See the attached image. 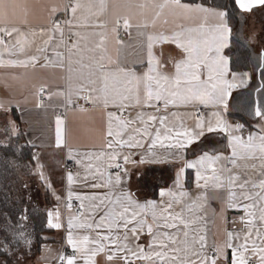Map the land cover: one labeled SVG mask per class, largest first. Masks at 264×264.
<instances>
[{"label": "snow or ice", "instance_id": "snow-or-ice-1", "mask_svg": "<svg viewBox=\"0 0 264 264\" xmlns=\"http://www.w3.org/2000/svg\"><path fill=\"white\" fill-rule=\"evenodd\" d=\"M257 6L264 0H112L111 11L108 0H74L63 9L0 0V68L66 67L68 89L59 95L67 105L86 112L83 100L104 113L101 142L79 147L69 143L62 116L55 117V146L66 149L74 167L67 171L64 164L68 211L73 198L80 202L66 225L58 209L46 213L47 227L64 229L71 249L58 256L59 264H98L101 255L106 264H264V62L252 90L258 98L248 108L257 130L245 135L246 124H231L225 115L233 90L251 79L233 71L225 54L233 32L229 8L251 13ZM34 9L48 12L49 25L31 24ZM69 9V19L57 18ZM109 15L119 45L115 58L105 54L107 31L93 32L99 43L88 48L89 36L79 30L105 29L101 17ZM120 30L129 38L134 30L137 42L125 43ZM163 45L176 49L167 62L155 51ZM169 160L182 161L172 185L139 199L126 165ZM186 168L195 170L187 185ZM215 218L223 229L213 233ZM26 219L19 217L11 234L0 229V264H24L32 243Z\"/></svg>", "mask_w": 264, "mask_h": 264}, {"label": "crops", "instance_id": "crops-1", "mask_svg": "<svg viewBox=\"0 0 264 264\" xmlns=\"http://www.w3.org/2000/svg\"><path fill=\"white\" fill-rule=\"evenodd\" d=\"M71 0H27V3L36 5L38 2L44 5H55L63 9L65 5H70ZM24 2V0H21ZM87 2V0H83ZM99 0H94V3L98 4ZM124 0H121L123 3ZM137 3L143 2V0H136ZM109 11H111L112 0H108ZM95 10V9H94ZM124 14L123 10L122 13ZM70 9L67 19L70 18ZM78 17H82V12L78 10ZM62 14H58L57 18L62 17ZM106 20V28L101 29L98 26L93 28L86 26L79 29L82 35H88L89 40L87 42L88 48H94L96 43H99L98 36L92 35L93 32L107 31V40L105 41V47L107 49L106 55H112L115 58V51L119 45L116 43V36L111 32V29L115 26L112 22L113 18L109 15L101 17ZM31 24L34 27L47 26L50 23L51 17H49L47 11H39L34 9V15L30 18ZM255 22L263 24L255 18ZM250 23V20L248 21ZM67 31V30H66ZM124 31H119V37L125 43L134 45L138 37L135 31H132L131 38L125 34L122 36ZM246 39L256 49L261 52L264 49V38L256 35L249 34L246 27L245 31ZM83 46V45H82ZM229 49V48H228ZM225 49V54L227 50ZM157 56L163 61L167 62L169 54H175L176 49L174 45H163L157 46ZM74 57V60L78 57ZM89 53L85 52V61ZM228 55V54H227ZM231 66V62H230ZM171 65L169 64V68ZM68 72L67 68H61L55 64H49L45 67L37 65L35 68H0V118L6 120L9 124L10 131L14 135L22 134L24 142L34 149L35 159L33 162V181L37 183L38 189V201H33L32 205L37 208H43L46 213L48 211L59 210L61 213V219L63 223L67 224L69 215L75 214L78 207L79 201L75 198L71 201L73 207L71 213L68 211L67 204V182L65 177L64 164L73 167V162L67 161L66 149L57 148L55 146V117L57 115L62 116L65 120V131L69 143L74 147H79L84 144H99L101 142V132L104 125V113L101 108H94L89 106L88 111L82 112L74 107L67 105V101L64 96L59 93L67 92L68 89ZM249 85V83H248ZM42 86H46L49 89V96L44 103H40L38 100L39 89ZM246 88H238L233 90L232 98L230 99L229 111L226 113V119L231 124H243L240 120L231 117L232 100L236 95L237 91H243ZM77 98L73 97V102L76 103ZM40 105V106H38ZM65 114L61 115V112ZM206 113L212 111L211 108L202 109ZM258 123V119L255 120V124ZM12 125L15 127V131L12 130ZM256 131V128L247 129V131ZM55 158V159H54ZM188 159L194 157L189 155ZM134 160H138V156L133 157ZM52 160H56L57 168L59 169L60 175L58 176V188L53 184L54 180L47 181V173L44 170L50 164ZM182 161H171L167 163H155V164H139L133 165L127 164L126 167L132 173L130 181L131 190L136 193L139 199H151L156 198L154 194L158 192L161 187L171 186L175 179L176 173L180 170ZM74 170V167H73ZM41 174L44 179H41ZM195 170L185 169L183 179L187 183L194 179ZM139 177V178H138ZM49 185H51L49 187ZM56 188V189H54ZM74 191L80 193L81 190L74 186ZM57 196L60 197L57 200ZM47 199V202L43 201ZM214 208H218L219 204L216 201L212 202ZM234 212H230L229 216H234ZM213 219L210 214V221ZM209 228L213 233L218 229L222 231L223 224L215 218V223L210 222ZM66 231L64 229L56 230L50 229L44 234V242L42 247L37 254L28 256L25 259L24 264H54L59 256L62 246L66 245L67 252H71V249L66 244ZM211 239V237H210ZM98 264H106L105 257L103 255L96 258ZM82 264V262H81Z\"/></svg>", "mask_w": 264, "mask_h": 264}, {"label": "trees", "instance_id": "trees-1", "mask_svg": "<svg viewBox=\"0 0 264 264\" xmlns=\"http://www.w3.org/2000/svg\"><path fill=\"white\" fill-rule=\"evenodd\" d=\"M209 3L223 5L230 3V0H209ZM258 9L263 10L264 6L254 8L252 12H257ZM229 11L233 32L227 54L230 57L232 70L248 72L251 76L248 87L241 92L237 91L233 97L230 115L246 124L247 129H252L250 126L254 125L258 118H253L248 108L249 104L258 98V94H253L252 90L261 82V69L258 65L264 61L261 60V52L256 51L246 39L248 20L246 13L231 7ZM260 13V18L257 20L264 22V10ZM0 131L3 133L0 136V145H10V147H0V229L7 230L11 234L18 218L26 215L27 219L22 221V224L25 233L32 241L31 251L28 253V256H31L39 252L44 242V234L50 230L46 224V211L33 206L26 193L25 180L34 177L32 165L35 153L34 149L24 142L22 134L14 135L10 131L8 122L2 124L0 121ZM43 201L47 202V199ZM9 217L10 219H7Z\"/></svg>", "mask_w": 264, "mask_h": 264}, {"label": "rangeland", "instance_id": "rangeland-1", "mask_svg": "<svg viewBox=\"0 0 264 264\" xmlns=\"http://www.w3.org/2000/svg\"><path fill=\"white\" fill-rule=\"evenodd\" d=\"M264 10V9H263ZM262 9H258V11L256 12H251V13H246L245 15L247 16V29L249 34L253 35L256 34L262 38H264V22H262L263 24H258L255 22V18L259 19L260 18V12L263 11ZM250 20V23H248V21ZM0 121L2 122V124H5L7 121H5L3 118H0ZM3 128V126L1 127ZM2 132L0 131V136H2ZM55 159V158H54ZM44 170L47 173V178L46 180H54V186L56 188H58L59 184H58V176L60 175L59 173V169L57 168V163L56 160H52L50 162V164L45 168L44 166ZM26 181V186H27V192L28 193V200L32 203L33 201H38V189H37V183L35 181H33L32 179L29 180H25ZM54 188V189H56ZM57 190V189H56Z\"/></svg>", "mask_w": 264, "mask_h": 264}, {"label": "built area", "instance_id": "built-area-1", "mask_svg": "<svg viewBox=\"0 0 264 264\" xmlns=\"http://www.w3.org/2000/svg\"><path fill=\"white\" fill-rule=\"evenodd\" d=\"M73 2H74V0H71L70 1V3H73ZM58 19L65 20V19H67V15H63L62 17H60ZM122 36H125V33L124 32L122 33ZM41 89H43V91H41ZM48 96H49V89L46 86L40 87L39 93H38V100H39V102L40 103H44L47 100ZM76 103H77V101H76ZM78 103L80 105H82L83 107H85V108H89V106H90V104H86L83 100H79ZM75 109L80 110L79 107H75ZM63 114H65V112L62 111L61 112V115H63ZM67 171H73V167L70 166V165H68ZM66 253H69V252H67L66 245L64 244L62 246L61 250H60L59 255L66 254ZM54 264H59L58 258L56 259V261L54 262Z\"/></svg>", "mask_w": 264, "mask_h": 264}, {"label": "water", "instance_id": "water-1", "mask_svg": "<svg viewBox=\"0 0 264 264\" xmlns=\"http://www.w3.org/2000/svg\"><path fill=\"white\" fill-rule=\"evenodd\" d=\"M257 7H261V6H257ZM257 7H256V8H257Z\"/></svg>", "mask_w": 264, "mask_h": 264}]
</instances>
